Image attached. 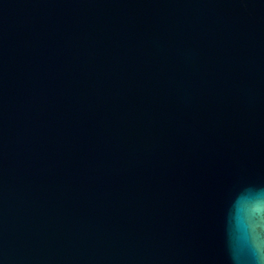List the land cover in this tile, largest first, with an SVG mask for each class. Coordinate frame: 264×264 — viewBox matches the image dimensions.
<instances>
[{
    "label": "water",
    "instance_id": "obj_1",
    "mask_svg": "<svg viewBox=\"0 0 264 264\" xmlns=\"http://www.w3.org/2000/svg\"><path fill=\"white\" fill-rule=\"evenodd\" d=\"M264 185V0H0V264H233Z\"/></svg>",
    "mask_w": 264,
    "mask_h": 264
},
{
    "label": "clouds",
    "instance_id": "obj_2",
    "mask_svg": "<svg viewBox=\"0 0 264 264\" xmlns=\"http://www.w3.org/2000/svg\"><path fill=\"white\" fill-rule=\"evenodd\" d=\"M226 227L231 236L242 232L241 250L229 246L233 264H264V185L237 187L229 200Z\"/></svg>",
    "mask_w": 264,
    "mask_h": 264
}]
</instances>
